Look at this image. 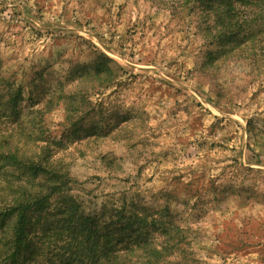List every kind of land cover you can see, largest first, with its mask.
Wrapping results in <instances>:
<instances>
[{"label": "rangeland", "instance_id": "374dc122", "mask_svg": "<svg viewBox=\"0 0 264 264\" xmlns=\"http://www.w3.org/2000/svg\"><path fill=\"white\" fill-rule=\"evenodd\" d=\"M213 27L184 0H0V136L48 144L69 178L34 217L38 264L66 240L54 231L67 205L104 219L145 206L147 229L184 236L186 260L264 264V60L209 64ZM95 53L119 65L106 88L79 76ZM16 173L0 169V187Z\"/></svg>", "mask_w": 264, "mask_h": 264}, {"label": "trees", "instance_id": "16d2710c", "mask_svg": "<svg viewBox=\"0 0 264 264\" xmlns=\"http://www.w3.org/2000/svg\"><path fill=\"white\" fill-rule=\"evenodd\" d=\"M184 3H201L208 10L211 21L219 27L211 32L213 39H219V52L209 64L226 60L232 54L248 52L264 60V0H184ZM254 57V56H252ZM94 60L83 67L81 77H92L101 87H108L118 70V64L105 55L95 53ZM19 90L13 94L15 98ZM75 93L71 91L66 104L68 114L78 110ZM88 101V100H87ZM76 108V109H75ZM79 119H67L70 128H78ZM26 146V145H24ZM48 144H40L34 138L31 148L12 143V137L0 136V169L16 171L15 179H5L0 187V250L2 260L7 264H38V258L30 229L34 217L45 210L50 200L66 190L68 175L51 161ZM11 176V175H10ZM140 208V209H139ZM139 209V210H138ZM149 211L145 206L121 207L108 219L80 213L67 205L61 213L62 225L54 234L66 240L58 248L55 257L47 259L48 264H196L194 258L186 260L184 236L172 224L163 227L162 222L154 229H160L162 241L154 243L150 237L153 230L147 229Z\"/></svg>", "mask_w": 264, "mask_h": 264}]
</instances>
